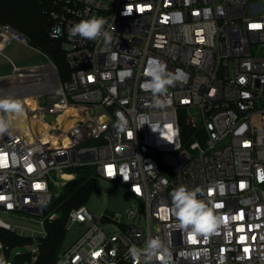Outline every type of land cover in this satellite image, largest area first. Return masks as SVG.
I'll use <instances>...</instances> for the list:
<instances>
[{"label":"built area","instance_id":"built-area-1","mask_svg":"<svg viewBox=\"0 0 264 264\" xmlns=\"http://www.w3.org/2000/svg\"><path fill=\"white\" fill-rule=\"evenodd\" d=\"M93 15L107 20L105 30L114 26L110 44L69 38L70 26ZM47 17L71 77L63 82L45 54L35 66L8 60L10 74L0 75V96L24 100L26 110L0 139V214L42 217L30 238H47L46 222L58 217L45 213L51 187L61 191L66 174L91 166L134 202L116 216L72 209L67 230L85 231L54 264H133L129 248L155 237L171 264H264V0H53ZM56 26L62 32L53 38ZM12 41L29 45L0 24V55ZM149 57L178 76L163 109L141 88ZM118 112L126 133L113 127ZM180 185L199 186V199L222 205L216 233L178 230L169 209ZM0 228L15 232L2 219ZM14 248L0 238L7 264H27L11 261Z\"/></svg>","mask_w":264,"mask_h":264},{"label":"clouds","instance_id":"clouds-1","mask_svg":"<svg viewBox=\"0 0 264 264\" xmlns=\"http://www.w3.org/2000/svg\"><path fill=\"white\" fill-rule=\"evenodd\" d=\"M108 22L103 17L95 15L81 19L69 28V38L79 36L83 40L96 41L103 39L105 44L112 42V32L115 31L113 25H109L110 30H105ZM62 32L59 26L53 28V38H57ZM130 75V72L126 73ZM147 77L141 88L150 91L153 96L154 106L163 109L169 87H174L178 76L167 70V65L155 57H149L143 72ZM117 121L113 127L118 133H126L128 130V120L123 113L118 112ZM26 116L25 101L19 98L0 96V137L12 135L13 121ZM145 124V123H143ZM124 181H128L125 174ZM201 187L189 189L186 185H180L170 193L171 207L169 209L172 216L176 218L178 230L182 234L196 237L200 235L209 236L217 232L219 227L225 223L224 217L217 214L216 209L222 205L212 201L199 199L198 195H203ZM132 257L133 264H140L144 258V264H151L152 261H159L160 264H171V252L165 243L155 237L149 239L144 248L132 245L128 250ZM0 264H7V261L0 256Z\"/></svg>","mask_w":264,"mask_h":264},{"label":"rangeland","instance_id":"rangeland-1","mask_svg":"<svg viewBox=\"0 0 264 264\" xmlns=\"http://www.w3.org/2000/svg\"><path fill=\"white\" fill-rule=\"evenodd\" d=\"M2 24V22H0ZM28 38V37H27ZM29 39V38H28ZM56 44L46 41L45 43L33 42L29 39V45L24 46L19 44L17 41L11 42L7 48L4 50L3 55H0V64L7 66L8 58L13 59L15 62L27 61L39 59L44 60L45 53H49L50 57H55L54 63L57 65L60 76L64 81H67L71 77V69L65 58V55L58 54L60 51V43L54 41ZM264 53V51H261ZM47 61V60H46ZM45 62V61H44ZM95 182L93 183L92 189L86 200L87 206L93 211L97 216L109 215H123L124 212L129 209L134 199L126 190V188L116 182H110L103 178H97L93 175ZM69 183V182H68ZM55 188L51 187V203L45 204L46 213L57 212V206L54 200ZM61 191L58 190V193ZM48 215V214H47ZM40 216H32L26 213H19L18 215L11 214H0V219L11 225L14 233L22 234V237L27 240L26 243L16 246L12 250L11 261L22 262L26 261L27 264H34L39 256L43 240L31 241L30 235L33 231L39 233L41 231V226L36 222V220L41 219ZM68 223L65 226V235L62 245V251L68 249L85 231V227L81 224H76L72 229L67 230ZM37 248L36 256L31 255V251ZM61 251V252H62ZM21 254V257L18 255ZM30 255L29 260H25L26 256Z\"/></svg>","mask_w":264,"mask_h":264},{"label":"trees","instance_id":"trees-1","mask_svg":"<svg viewBox=\"0 0 264 264\" xmlns=\"http://www.w3.org/2000/svg\"><path fill=\"white\" fill-rule=\"evenodd\" d=\"M52 2L53 0H0V22L11 25L35 43L39 42L43 44L49 41L56 44L48 37L49 21L47 10L50 8ZM58 54L63 55L61 49L60 51L58 50ZM45 55L53 63L56 60L54 56L50 57L49 53H45ZM61 80L64 82L62 77ZM71 172H75V178L67 183L60 193L56 189L53 193L55 203L58 206L57 212L52 213H56L58 217L53 222H46L48 236L43 239L38 259L34 264L55 263L59 253L62 251L69 212L74 208L87 205L86 200L95 182V179H93L95 171L91 166H84ZM47 214L49 215L51 212L46 213V216ZM0 238L10 247L20 246L27 242L24 237L1 228ZM28 240H31V238ZM30 258L31 256L28 255L25 260H29Z\"/></svg>","mask_w":264,"mask_h":264},{"label":"crops","instance_id":"crops-1","mask_svg":"<svg viewBox=\"0 0 264 264\" xmlns=\"http://www.w3.org/2000/svg\"><path fill=\"white\" fill-rule=\"evenodd\" d=\"M8 60H11L13 63H15L16 65H19V66H35V65H39L41 63H46V58H44V60H40V61H39V59H35V61L34 60H27L26 62L25 61L15 62L11 58H8ZM10 72H11V66L9 64H7V66H4V65L0 64V75H2V76L8 75V74H10Z\"/></svg>","mask_w":264,"mask_h":264},{"label":"bare ground","instance_id":"bare-ground-1","mask_svg":"<svg viewBox=\"0 0 264 264\" xmlns=\"http://www.w3.org/2000/svg\"><path fill=\"white\" fill-rule=\"evenodd\" d=\"M28 101H30V100H28ZM20 119H21V118H20ZM20 119H18V120H14V121L16 122V125H17V126L20 125V123H21ZM68 125H70V123H67V126H68ZM0 139H2V137H0ZM64 177H65L67 183H68L69 181H71V180L74 179L73 177H71V175H67V174H66Z\"/></svg>","mask_w":264,"mask_h":264},{"label":"water","instance_id":"water-1","mask_svg":"<svg viewBox=\"0 0 264 264\" xmlns=\"http://www.w3.org/2000/svg\"><path fill=\"white\" fill-rule=\"evenodd\" d=\"M54 119H55V117H54V116H49V117H48V120H49V121H51V122H53V121H54Z\"/></svg>","mask_w":264,"mask_h":264},{"label":"snow or ice","instance_id":"snow-or-ice-1","mask_svg":"<svg viewBox=\"0 0 264 264\" xmlns=\"http://www.w3.org/2000/svg\"><path fill=\"white\" fill-rule=\"evenodd\" d=\"M252 27H258V25H252ZM109 174H111V172ZM246 251H247V249H246Z\"/></svg>","mask_w":264,"mask_h":264}]
</instances>
